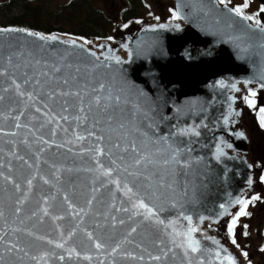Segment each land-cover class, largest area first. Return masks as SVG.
Returning <instances> with one entry per match:
<instances>
[{
    "label": "water",
    "instance_id": "water-1",
    "mask_svg": "<svg viewBox=\"0 0 264 264\" xmlns=\"http://www.w3.org/2000/svg\"><path fill=\"white\" fill-rule=\"evenodd\" d=\"M173 3L176 20L130 22L114 39L85 41L62 33L0 26V71L4 72L0 75V96L4 97L0 101V211L4 214L0 217V264H231L229 256L236 264H246L227 226L241 206L237 200H245L259 186L261 168L257 171L249 158L251 141L244 112L248 90L258 88L264 94V49L258 47L261 34L255 27H246L255 26V21H243L215 0ZM227 8L234 7L228 4ZM259 20L264 24V18ZM227 22L233 24L231 29L225 27ZM230 35H244V39L231 41ZM111 57H119L122 63ZM15 84L21 85L20 91L33 92L34 99L20 96ZM49 91L80 92L85 112L79 111L80 97L57 95L50 101ZM116 96H120L119 103ZM64 100L67 111H62ZM44 103L52 110L49 116L44 115L48 111ZM133 112L137 115L129 123ZM52 115L68 119L59 120L56 127V122H49ZM77 116L81 119L76 120ZM109 116L114 117L111 122ZM251 123L257 126L255 118ZM77 135L84 139L78 140ZM98 136L104 140L98 141ZM162 136L168 137L167 142L153 143ZM41 137L55 143L49 146ZM133 140L141 153L158 163L129 168L143 173L139 179L123 171L111 179L119 178L121 187L127 182L134 192L139 191L164 224L145 220L143 209L141 215H133L135 196L129 199L108 183L109 177L98 167L97 159L108 168L120 155L125 160L118 163L131 164L134 153L122 149ZM114 143L121 148H112ZM97 146L104 148L105 155L96 156ZM173 149H180L177 159L181 163L171 161ZM164 159L170 161L168 165ZM28 180H32L30 191ZM146 190L163 195L149 198ZM65 195L77 215L71 214L74 209ZM187 216L192 217L191 224ZM190 226L197 228L192 236L200 242V251L189 249L185 255L178 245L186 238L179 234ZM132 228L136 231L131 232ZM39 236L46 239L39 240ZM125 238L128 243H122ZM95 240L104 247L97 249ZM58 243L64 247H57ZM13 244L15 249L5 250ZM117 244L120 248L113 252ZM69 249L75 252L69 255ZM156 256L160 259H153Z\"/></svg>",
    "mask_w": 264,
    "mask_h": 264
},
{
    "label": "snow or ice",
    "instance_id": "snow-or-ice-1",
    "mask_svg": "<svg viewBox=\"0 0 264 264\" xmlns=\"http://www.w3.org/2000/svg\"><path fill=\"white\" fill-rule=\"evenodd\" d=\"M215 3L217 4H222L225 6V9L228 11V12H231V13H235V15L239 16L242 18L243 21H255V26L251 25V24H248L246 25V27L248 29H252L253 27H255V29H257L259 31V33L261 34L260 36V42L258 44V47H260L261 49H264V24L261 23L260 20H258L256 18V16H251V15H245L244 11H243V8H247L248 7V4L245 3L243 5V7H235V8H231V9H228L227 8V5L228 3H230V0H215ZM209 11H211L209 9ZM261 11H264V6L261 7ZM176 15L178 16V13H176ZM220 21L217 20L216 23H219ZM125 27H127V25H125ZM160 27H166V25H161ZM225 27H227L228 29H231L233 27V24L231 22H227ZM7 31H20L18 29H8ZM31 35H40L38 33H31ZM41 39H45V37L41 36L40 37ZM50 39H57V37L55 36H52L50 37ZM244 39V35H230L229 36V40L231 41H237V40H242ZM65 43H75V41H65ZM248 47H252L251 44L248 45ZM110 59H115L116 62L119 64V63H122V61H120V58L119 57H111ZM58 70V69H57ZM4 72L0 71V75H3ZM25 75L27 76V73H25ZM29 81L28 79H26L24 81L25 84H27ZM36 85L39 86L40 85V81L39 80H36L35 81ZM64 84H67L68 81L65 80L63 81ZM223 83V82H221ZM15 87L17 89V92L20 96H27L28 100L29 101H32L34 99V93L33 92H23V91H20L21 89V85L20 84H15ZM233 87H235V85H233ZM261 87L264 88V84H261ZM100 88L103 89L104 88V85L101 84L100 85ZM59 95L61 97L63 96H70V95H75L77 97H80V105H79V111L80 113H84L85 112V108H84V104H83V97L81 96V93L80 92H75V93H72V92H63V91H60V92H55V91H49L47 93V97H48V100L52 101V100H55L56 96ZM256 96V92L255 91H252L251 92V97L252 98H249V97H245V100L247 101V103L249 105H252L254 106L255 105V100L253 99L254 97ZM4 99L3 96H0V101H2ZM109 99H112L111 96H109ZM95 100H96V103L99 104L100 102V97L99 96H96L95 97ZM115 100L117 101V103H119L120 101V96H116L115 97ZM43 103V101H42ZM63 104L65 105V107L62 108V111H67L68 108L66 107L68 105V101L67 100H64L63 101ZM44 107L46 109H48V104L47 103H44ZM137 111L140 112V114L144 115L145 117H147L148 113L146 112H143L142 110H140V107L139 105H136L135 106ZM37 112L41 111L40 108H37L36 109ZM52 110L51 109H48V111H46L44 113L45 116H49V112H51ZM260 113H261V117H260V123L261 125H264V107L260 108ZM132 119L129 120V123H132L134 120H135V117L137 115V112H133L132 114ZM85 120L87 119V116L84 115L83 117ZM17 120H19V116L16 117ZM68 118L66 116H56V115H52L49 117V122H56V127H59V123L58 121L59 120H67ZM76 120H80L81 117L80 116H77L75 117ZM108 121L111 122L114 117L112 116H109L108 118ZM16 127L19 128L21 127V125L19 123L16 124ZM43 127V125H42ZM93 127H95V124H93ZM119 128L120 129H124L125 128V124L124 123H120L119 124ZM66 131V130H65ZM135 131L137 132H140V129L139 128H136ZM190 131H195L194 129L190 130ZM181 132H183V130H181ZM196 135H199V132H196L195 133ZM90 136H95V132H90L89 133ZM142 135L144 136H147L146 133H142ZM242 135V134H241ZM53 136H55V131H53ZM77 139L78 140H83L84 137L83 136H80V135H77ZM96 139L98 141H103L104 140V137L103 136H98L96 137ZM167 139L168 137L167 136H162L160 137L159 140H156V141H153V143H159L160 140H163L165 142H167ZM41 141H43V143L45 144H49V146L51 145V143H55V141H47V140H43V138L41 137L40 138ZM39 142V141H38ZM168 147H171V145H168ZM112 148H121V145L119 143H114L112 145ZM129 148L131 149V151L134 153V159L132 160V163L127 165V166H124L123 163H118L117 160L123 162L125 160V157L123 155H120L117 157V159H112L110 161L111 165H113V167H108V168H104V166L102 164L99 163V160L97 159V164H98V167L100 170H102V175L105 176V177H109V180H108V183H112V184H115L116 188L123 191L124 192V195L125 196H128L129 199H132L133 196H135V200L134 202L132 203L131 205V208L133 210V215H141V212L139 211L140 209H143V216H144V219L145 220H155V222L157 224H164V221L163 220H160L159 217H158V214L156 213V211L149 207V205L147 203H145V199L143 196H141L140 192L137 191V192H134L133 191V188L129 186V184L127 182H124L123 183V187H121V180L119 178H116V179H111V177L113 176L114 173H116L117 171H123L124 173H127L129 176L135 178V179H139L143 173L139 172V171H129V168H138L139 166L143 165L145 167H147L148 165H155L157 164L158 162L156 160H153L151 158V156H149L147 153H141V150L137 147V144H136V141L133 140L130 145L124 147L122 149L123 152H128L129 151ZM43 150V149H41ZM158 152L160 151L159 149L157 150ZM190 151V149H189ZM218 152L220 151L219 149L217 150ZM95 152H96V156L99 157V156H102V155H105V150L102 146H97L95 148ZM180 154V149H173V154H172V157H171V161L172 162H175V163H181V161H179L177 159V157L179 156ZM107 155L109 157H111L113 155V152L111 149H109V151L107 152ZM217 158H219V156H217ZM20 159H23V157H20ZM169 160L168 159H164L163 160V164L164 165H168L169 164ZM0 176H3V173H0ZM6 180H11L12 178L11 177H4ZM264 179V178H262ZM13 183H15L13 181ZM27 184L29 186V191L31 190V186H32V180H28L27 181ZM161 186H164L163 185V181H161ZM15 187L17 190H19L20 188V185L19 184H15ZM140 187H144V185H140ZM167 187H171V185H167ZM148 188H151V185L148 186ZM93 192H96L97 189L96 188H93L92 189ZM145 195L148 196L149 198H155V199H159L160 196L163 195V193H160L159 195L157 194V191H145ZM26 199V198H25ZM64 199L69 203V206L72 207L74 209V211L71 213L73 216L77 215L78 213L75 211V206L71 204V201H68V197L67 195H65ZM93 199H95V197H93ZM253 199H256V197H253ZM24 201L21 200V201H17L18 204H21L23 203ZM45 202H47V198L45 199ZM237 203H240V204H243L245 207L247 206L248 204V201L246 200H237ZM91 204H92V200H89L88 201V205H89V208L91 207ZM114 206V205H113ZM221 207H224L223 205H221ZM123 211H129V209H122ZM21 211V208L17 207L16 208V212L19 213ZM80 212H83L84 209H80L79 210ZM43 212L45 215L48 214V208L45 207L43 209ZM248 213L245 211V208H241L240 210V213L238 214L237 217H234L231 221V226L229 228V231H233L234 232V229H235V226L237 224V220L239 218V215H247ZM3 212L0 211V217H3ZM33 215H36V213H33ZM54 220H58V219H62V217H53ZM113 219H115V217H113ZM185 219H187L189 221V223L191 224V220H192V217L191 216H187L185 217ZM201 221L204 219L203 217L200 218ZM120 224H124V220H120L119 221ZM170 224H174L175 222L174 221H170L169 222ZM136 231V228H132L131 229V232H135ZM197 231V228L195 227H189L188 230L184 233H180L179 235H182L186 238V240L184 241H181L179 243V247L183 248L184 249V253L185 255H187L189 249L192 251V252H198L200 251V242L198 240H195L192 236V233L193 232H196ZM173 232H175V229H173ZM33 235H35L34 233H32ZM131 233H129L130 235ZM63 231H61V236L63 237ZM74 235V230L69 232L68 233V238L70 239L72 236ZM87 235L89 237H92V234L91 233H87ZM171 235V234H170ZM37 239L39 240H44L46 239L45 237L43 236H39L37 237ZM3 240V237H0V241ZM49 243H53V241H48ZM129 241L127 240V238H125L124 241H122V243H128ZM164 241L161 240L160 241V244H163ZM172 243L175 244L176 243V240H175V237L173 236V240H172ZM233 243H235V240L233 239ZM57 247L59 248H63L64 247V244L62 243H58L56 245ZM95 247L97 249H100V248H103L104 247V244L100 242V240H95ZM16 248V245L13 244L11 245V247L5 249L6 251H9L11 252L13 249ZM120 248V244H117L116 247H114L112 249L113 252H116L117 249ZM69 255H71L72 253L75 252V249H69ZM77 255H79L78 253H76ZM45 256L47 255V253L44 254ZM164 255H167V253H164ZM217 255V258L219 259V253L216 254ZM245 256H247V253H244ZM61 259H63V257H60ZM140 259H143V257H140ZM153 259H156V260H159L160 257L159 256H156L154 257ZM227 259L229 261H231V264H236L235 260L229 256L227 257ZM0 261H3V257L0 256ZM189 264H191V262L189 261Z\"/></svg>",
    "mask_w": 264,
    "mask_h": 264
},
{
    "label": "rangeland",
    "instance_id": "rangeland-1",
    "mask_svg": "<svg viewBox=\"0 0 264 264\" xmlns=\"http://www.w3.org/2000/svg\"><path fill=\"white\" fill-rule=\"evenodd\" d=\"M2 2L6 1V0H0ZM14 1V0H12ZM17 1V0H16ZM20 1V0H18ZM23 1V0H22ZM38 0H32L33 3L37 2ZM40 1H44L45 4H39L38 2L35 3L38 6L36 7H40L39 9L37 8V10H34V7H31L28 11H27V16H25V20L22 21V26H18V27H23V28H31L32 26H36V27H41V29H53L55 24H65V22H74L75 24H77L76 22L78 20L76 19H80L82 16H78L75 13H69V10L67 9L68 6L73 3V0H40ZM84 1V2H83ZM116 3L117 1H120V3H125L124 0H81V3H84L85 5L89 6H93L95 8L98 9V7H105L106 10L108 11L110 3ZM129 1V5L135 9V12L137 13L136 15H129L127 17V20L124 22V25H127L130 22H138V21H147L150 19H159V20H167L171 21L169 19H171V14L174 13L175 8H174V3L173 0H161L159 1V3L157 2L158 0H128ZM230 3L232 5H234L235 7L238 6V4L241 3V0H230ZM254 6H257L260 2L259 0H253L251 2ZM20 4L21 2H19V7L14 6L11 7L9 10H4L5 9V4L2 3L0 8V26H17V25H12L11 19L15 16H17V14H21L23 12L19 11L20 9ZM167 5H169V7H167ZM82 6V5H81ZM161 7V8H160ZM163 7H167V11H162ZM91 9V8H90ZM117 9V8H114ZM112 9L111 11H108L109 16H112V18L116 21H120V17L118 18H114L115 17V10ZM252 9V8H251ZM81 9L77 10V13H79ZM125 11V10H124ZM134 12V13H135ZM84 13V12H82ZM165 13V14H163ZM37 16V17H36ZM158 20V21H159ZM15 23V22H13ZM54 23V24H53ZM67 25L64 29L67 30H71L74 27ZM29 25V27H28ZM77 27V26H76ZM122 27V26H121ZM120 28L117 29H112V32H116V35L122 30ZM62 28V26H61ZM115 28V27H114ZM33 29V28H31ZM44 31V30H43ZM55 32H51L50 34H53ZM64 33V32H63ZM65 34V33H64ZM115 35V34H114ZM79 37V36H78ZM111 38H113V36H111ZM97 40V39H96ZM252 91L256 92L257 94H260L261 96H263L262 99L259 98H254L255 100V105L252 106L250 105L249 107L247 106V109H250L253 111V114H249V112L245 111L244 112V127H246V131L247 133H249L250 135V141L252 139V154H253V159H252V164L253 166L257 169L263 166H256L254 160L256 159V155H258V159L260 161L263 162L264 164V138H258L261 135L259 133H257L256 130L252 129V123H251V119L254 118V113H258V111L260 110L259 107L264 106V94L259 92L258 88H252L250 90L247 91V93L245 94H251ZM254 132V134H253ZM261 146H259V144ZM255 156V158H254ZM252 158V157H251ZM257 186V185H256ZM261 189V184H259V186L257 187V190L250 196H253L257 191H259ZM251 206V205H250ZM254 207H256V209H258L256 211L255 216L248 222L247 226L250 228L249 230V234L246 235V237H243L241 240L242 241H237L235 242V248H240L243 253H247L246 259L247 261L252 262L253 264H264V238L262 235V227H263V222L262 224H260L261 220H262V215L264 213V206H262V204H255ZM264 221V220H263Z\"/></svg>",
    "mask_w": 264,
    "mask_h": 264
},
{
    "label": "trees",
    "instance_id": "trees-1",
    "mask_svg": "<svg viewBox=\"0 0 264 264\" xmlns=\"http://www.w3.org/2000/svg\"><path fill=\"white\" fill-rule=\"evenodd\" d=\"M131 1V0H130ZM19 2H21L20 4V9L19 11L23 12L21 14H17V16L13 17L11 19L12 25H17V26H22V21H24L25 16H27V11L31 8L34 7V10H37V8L39 9L40 7H36L38 6L35 3H39V4H45L44 1H40L38 0L37 2L33 3L32 1L29 0H20V1H12V0H6L2 3H4L5 5V11L9 10L11 7L17 6L19 5ZM84 2V1H83ZM113 2V1H112ZM129 2V1H128ZM0 3V5L2 4ZM17 4V5H16ZM111 4H114V6L112 7ZM118 4H120V1H117L116 3H110L109 9L108 11H111L112 9L116 8V6H118ZM82 5V6H81ZM3 6V5H1ZM104 6V5H103ZM98 7L95 8L91 5L87 6L84 3H81V0H73V3H71L68 6V10L69 13H75L78 16H82L81 20L78 18L76 20H78L75 24L74 22L70 23V22H65V24H55L52 25L54 26L53 29L49 28V29H41V27H36V26H32L31 28L38 30V31H43L46 33H51V32H64L65 34H73L76 36H79L83 39H98V38H110L111 36H113L114 34H116V32H112V29H117L120 28L124 22L127 20V17L129 15H136L137 13L135 12V9L132 7L128 6V9L121 14V16H119L121 19L120 21H116L112 18V16H109L108 11L106 10L105 7ZM19 7V6H17ZM91 8V9H90ZM79 13H77V10H79ZM115 12L117 11L116 9H114ZM1 11V8H0ZM84 12V13H82ZM135 12V13H134ZM115 14V13H114ZM37 17V16H36ZM114 18H118L115 17ZM15 22V23H13ZM54 24V23H53ZM71 27L73 29L71 30H67L64 29L67 25L73 26ZM62 26V28H61ZM77 26V27H76ZM29 27V25H28ZM115 27V28H114Z\"/></svg>",
    "mask_w": 264,
    "mask_h": 264
},
{
    "label": "flooded vegetation",
    "instance_id": "flooded-vegetation-1",
    "mask_svg": "<svg viewBox=\"0 0 264 264\" xmlns=\"http://www.w3.org/2000/svg\"><path fill=\"white\" fill-rule=\"evenodd\" d=\"M29 1H32V0H29ZM159 1H161V0H158L157 2L159 3ZM1 2V1H0ZM126 2V1H125ZM243 2L244 3H247L248 4V7L247 8H245V10L246 11H248L249 13H251V14H253V15H256V16H258V15H260V14H264V11H261V9H258V8H261V6H259V5H257V6H254L251 2H249V0H243ZM251 3V6L253 7V8H256V9H258V10H255V9H250V7H249V4ZM111 6L113 7L114 6V4H111ZM129 6V4L128 3H120V4H118V6H116V12H115V14H116V17H119L123 12H124V10L127 8ZM167 7H169V5H167ZM167 7L165 8V7H163L162 8V11H167ZM161 8V7H160ZM163 14H165V13H163ZM171 16H172V14H171ZM250 98V97H249ZM250 112H251V109H250ZM259 117V116H258ZM260 120V119H259ZM252 129L253 130H256V128H255V126L254 125H252ZM257 131V130H256ZM261 132H260V137H258V138H261V139H263L264 138V125H261V130H260ZM253 134H254V132H253ZM259 144V143H258ZM259 146H260V144H259ZM260 148H261V146H260ZM255 156H256V159L254 160V162H255V165L256 166H260V165H263V170H262V172H261V174H260V184H261V189L259 190V191H257L253 196H251L249 199H247V201H248V208H247V215H244V217H242L241 218V220H240V222H239V225L238 226H235V238H236V240L237 241H242L241 239L244 237V229H245V225H247L248 224V222L255 216V214H256V211L258 210V209H256V207H254V205L255 204H262V206H264V179H262V178H264V164H263V162L262 161H260L258 158V155H256L255 154ZM255 156H254V158H255ZM253 197H256V199H253ZM251 205V206H250ZM264 213H263V215H262V220L260 221L261 223L260 224H262V222L264 223ZM248 229L250 230V228L248 227Z\"/></svg>",
    "mask_w": 264,
    "mask_h": 264
},
{
    "label": "bare ground",
    "instance_id": "bare-ground-1",
    "mask_svg": "<svg viewBox=\"0 0 264 264\" xmlns=\"http://www.w3.org/2000/svg\"><path fill=\"white\" fill-rule=\"evenodd\" d=\"M251 152H252V139H251ZM249 158H251V154L249 155ZM252 159H253V154H252V158H251V163H253Z\"/></svg>",
    "mask_w": 264,
    "mask_h": 264
}]
</instances>
